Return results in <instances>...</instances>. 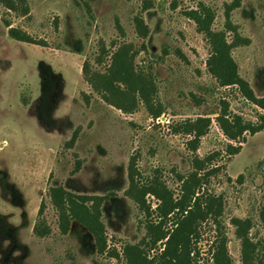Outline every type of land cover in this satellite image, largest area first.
<instances>
[{
	"label": "rangeland",
	"instance_id": "1",
	"mask_svg": "<svg viewBox=\"0 0 264 264\" xmlns=\"http://www.w3.org/2000/svg\"><path fill=\"white\" fill-rule=\"evenodd\" d=\"M232 1L26 0L25 15L0 2V264H126L128 245L139 246L160 264L166 238L152 248L144 240L146 219L157 220L159 201L145 196L152 210L147 217L127 196L130 167L142 182L160 179L177 198V175L192 169L194 155L202 158L214 151L219 155L209 167L218 168L201 191L221 195L223 211L219 224L211 218L200 224L192 240L195 264H212V245L222 238L232 262L241 263L233 217L252 220L249 236L254 242L264 238L259 219L264 129L245 134L240 151L228 156L226 145L238 143L229 141L216 121L226 104L229 116L252 123L260 122L264 110L236 87L217 85L206 68L210 47L185 14L204 4L214 14L212 29L226 30L225 7ZM136 16L149 28L145 38L136 33ZM4 21L42 45L10 38ZM230 21L241 41L231 49L238 73L256 96H263L264 0H239ZM232 35L226 31L228 40ZM120 44L136 51L134 68L149 83L144 95L148 107L143 95L133 93L130 110L119 109L82 74L84 61L92 71H106ZM149 107L160 109L169 122L162 117L157 124ZM197 116L209 117L210 124L193 152L187 145L190 136L174 126ZM52 185L105 197L100 216L106 236L103 253L78 222L66 234L59 231L48 196ZM38 219L48 225L49 234L33 232ZM171 227V221L163 223L164 229Z\"/></svg>",
	"mask_w": 264,
	"mask_h": 264
},
{
	"label": "trees",
	"instance_id": "2",
	"mask_svg": "<svg viewBox=\"0 0 264 264\" xmlns=\"http://www.w3.org/2000/svg\"><path fill=\"white\" fill-rule=\"evenodd\" d=\"M0 2L6 9L20 12L22 15L28 13L26 0H0ZM238 5L239 0H233L225 7L224 25L226 30L212 29L214 14L204 4L189 9L185 14L195 23L197 32L203 34L210 47L206 68L216 80L217 85L219 87H236L243 98L264 110V95L256 96L254 94L249 83L239 75L237 64L231 54L232 47L241 42L230 21V12ZM4 23L10 38L42 45L41 41H36L25 31L10 26L8 21H4ZM134 25L136 33L140 37L145 38L148 35L149 28L142 17H134ZM226 31L233 32L230 40L227 39ZM141 48H145L143 44ZM133 54H136V51L131 49L130 44H120L111 54L106 71H92L87 61H84L81 67L85 80L92 88L105 101L126 112L130 110L127 103L132 104L133 93L143 95L147 107L150 106L145 97L149 83L135 70ZM222 102L225 103V101ZM226 107L227 104L225 109L223 108L216 116V121L227 139L238 143V145L231 143L226 145L225 152L228 156H232L240 151L239 143L245 141V134L253 135L264 129V116H259V123H252L243 120L238 115L229 116ZM148 109L154 117L161 113L160 109H151L150 107ZM209 124V117L197 116L195 119H185L176 124L174 130L190 136L187 145L194 152L200 138L207 133ZM71 142L72 140L67 141L66 144H71ZM217 155L219 152L214 151L202 158L197 155L192 157V169L186 175H177L180 182V195L177 198L173 197L172 191L160 179L151 177L146 182H142L136 178L134 169L130 167L127 196L135 201L147 217L151 216L152 210H150V204L146 202L145 196L150 194L159 201L154 210L157 213V220L146 219L144 240L147 239L146 243L152 248L158 241L166 238L163 243L164 247L159 254L160 264H195L193 255H191L192 240L198 237L200 224L209 218L219 224V218L223 211L221 195L201 191L204 182L218 168L209 167ZM263 161L264 158L259 164ZM241 176L239 174L238 177ZM262 192L263 208L259 212V219L264 231V183ZM48 196L57 213L59 231L66 234L71 223L76 221L92 235L96 250L103 253L106 249V236L100 216L101 205L105 197L76 194L65 189L62 185L50 186ZM43 209L44 201L41 200L38 207L39 217ZM165 221H171V229L163 228ZM231 223L235 226L236 237L240 239V264H264V238L254 242L249 236V231L253 227L252 220L233 217ZM33 232L42 237L49 234L50 228L44 220L38 219L33 226ZM212 246V264H234L228 254L224 238L216 241ZM124 257L126 264H154L151 259L147 258L144 250L137 245L126 246Z\"/></svg>",
	"mask_w": 264,
	"mask_h": 264
},
{
	"label": "built area",
	"instance_id": "3",
	"mask_svg": "<svg viewBox=\"0 0 264 264\" xmlns=\"http://www.w3.org/2000/svg\"><path fill=\"white\" fill-rule=\"evenodd\" d=\"M162 117H163V114L158 115V116L154 117L153 119H154V121L158 124L159 122H162V120H161ZM163 118H164V117H163ZM164 119H165V118H164ZM165 120H166L167 123L169 122V119H165Z\"/></svg>",
	"mask_w": 264,
	"mask_h": 264
}]
</instances>
